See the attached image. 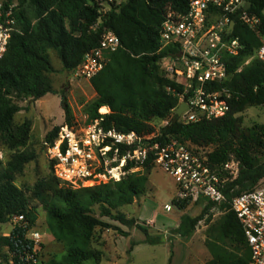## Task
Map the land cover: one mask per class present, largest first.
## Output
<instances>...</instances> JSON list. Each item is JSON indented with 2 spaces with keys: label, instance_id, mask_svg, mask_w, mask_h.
I'll return each mask as SVG.
<instances>
[{
  "label": "trees",
  "instance_id": "trees-1",
  "mask_svg": "<svg viewBox=\"0 0 264 264\" xmlns=\"http://www.w3.org/2000/svg\"><path fill=\"white\" fill-rule=\"evenodd\" d=\"M250 1L248 13L258 24L253 29L234 18L232 37L239 40L240 49L237 55L225 57L229 80L223 86L232 95L230 111L221 118L196 123H185L174 114L157 132L153 128L147 131L143 124L172 113L179 105L177 95L183 91L182 85L161 71L160 60L167 51L159 52L160 28L168 10L183 14L188 0H121L105 14L90 0L4 1L5 8L17 3L13 14L17 30L0 60V148L9 153L0 171V225L10 223L14 216H24L26 224L14 226L8 236H0V264H17L32 252V242L26 235L37 224L39 206L46 213L48 231L65 248L60 260L52 259L48 264H99L102 252L91 248L98 229H113L124 237L131 236L104 218L127 228H138L145 236L143 245L164 242L162 237H152L136 219L118 212L147 192L149 175L155 167L152 159L141 171L127 174L118 182L82 188H72L58 179L52 161L50 173L32 187L16 185L25 167L38 157L34 150L25 149L32 121L15 122V116L23 111L20 102L59 94L50 78L55 72L50 51L56 52L63 70L72 74L85 55L100 46L105 31L118 37L120 47L107 55L104 68L89 80L98 100L90 118L101 117L98 110L103 107L101 112L110 111L103 116L107 129L151 135V144L164 145L176 140L190 149L195 147L196 151L211 147L212 151L206 153L211 167L236 160L238 177L226 183L229 201L264 180V126L244 128L242 118L238 117L249 107H264V64L254 58L264 36V0ZM220 88L222 85L215 89ZM62 108L67 123L72 124L74 117L66 96H62ZM59 131L60 127L54 128L47 135V142L54 144ZM174 203L182 211L191 204L177 199ZM207 203L202 215L182 216L178 228L182 237H189L208 211L217 206ZM95 207L100 217L94 214ZM219 207L224 214L215 226V233L209 234L206 241L212 256L207 264H248L251 253L236 213L229 203ZM137 245L133 241L129 252Z\"/></svg>",
  "mask_w": 264,
  "mask_h": 264
},
{
  "label": "built area",
  "instance_id": "built-area-1",
  "mask_svg": "<svg viewBox=\"0 0 264 264\" xmlns=\"http://www.w3.org/2000/svg\"><path fill=\"white\" fill-rule=\"evenodd\" d=\"M248 1L188 0L185 13L168 10L159 34V52L167 51L160 60V67L165 77L183 87L177 96L179 105L183 102L188 105L179 116L185 123L221 118L230 111L232 95L223 86L229 80L225 57L237 55L240 43L232 37L234 30L229 32V28L236 17L249 27H256L258 20L248 13L249 9L244 10ZM120 2L90 0L98 7L108 5V10L112 4ZM16 8L17 3L5 8L0 0V60L7 52L11 35L17 30L13 16ZM97 27L95 25L94 29ZM119 47L118 37L105 31L100 46L85 55L80 66L72 72L73 78L89 81L104 68L107 55ZM254 58L264 64V36ZM221 85L222 88L215 89ZM100 115L92 119L85 114L74 125L61 127L53 158L54 174L58 179L72 188H82L87 183L118 182L127 174L142 169L152 159L155 167L174 179L178 201L187 200L191 204L206 201L217 206L229 203L243 227L250 249L248 264H264V180L253 190L229 201L226 183L238 177L236 160L211 167L206 153L199 149H190L176 140L164 145L151 144V135L107 129L105 114ZM128 165L131 168H127ZM24 221V216H14L9 224L14 228ZM26 237L32 242V252L17 264H41L44 234L33 227Z\"/></svg>",
  "mask_w": 264,
  "mask_h": 264
},
{
  "label": "rangeland",
  "instance_id": "rangeland-1",
  "mask_svg": "<svg viewBox=\"0 0 264 264\" xmlns=\"http://www.w3.org/2000/svg\"><path fill=\"white\" fill-rule=\"evenodd\" d=\"M4 2L5 0H1ZM109 6L99 7V12L105 14ZM51 63L55 72L50 75L57 95L48 94L38 101H23L20 106L23 111L15 116L16 123H22L26 119L32 121V130L26 151L34 150L37 159L29 163L24 173L16 180L18 187H32L39 179L47 176L51 171L52 161L56 154L57 144H59L60 134L54 144L47 142V135L56 127H61L67 123L65 112L62 108V96H66L72 111V124L80 120L85 114L93 116V111L97 105V94L89 81L73 78L72 74L63 70L62 64L56 52L50 51ZM100 107L98 114L103 113ZM174 116V111L168 113L162 119L144 123L143 126L148 131L150 128L156 132L165 126ZM242 118V126L251 128L253 126H264V107H249L238 114ZM60 133V132H59ZM147 135V134H145ZM193 150L195 147L190 146ZM212 151V148H202L199 152L205 154ZM9 153L0 148V159L4 169ZM264 160V157H262ZM139 169L135 172H139ZM134 172V173H135ZM130 174V173H129ZM98 184L87 183L85 187ZM177 186L174 179L161 169L154 167L149 175L147 192L138 198L134 204L121 207L118 212L124 213L128 218H134L138 224L148 230L152 237H162L164 242L158 245H143L144 234L135 227L127 228L109 218L103 220L118 226L131 236L124 237L120 232L113 229H98L91 248L101 250L99 264H207L211 259V253L206 245L209 234L215 233V226L220 221L224 211L219 207H212L204 219L199 222L195 231L189 237H182L178 228L182 216L190 215L197 217L203 214L206 201L198 204H190L185 210H179L174 201L176 200ZM94 214L100 217L98 207L94 208ZM4 225H0V236L3 235ZM35 229L44 234V250L42 251V262L48 264L52 259L60 260L65 253V248L61 243L55 241L48 231L46 225V213L42 206L38 208V220ZM135 241L139 245L129 252L131 243ZM87 264H98L88 262Z\"/></svg>",
  "mask_w": 264,
  "mask_h": 264
},
{
  "label": "water",
  "instance_id": "water-1",
  "mask_svg": "<svg viewBox=\"0 0 264 264\" xmlns=\"http://www.w3.org/2000/svg\"><path fill=\"white\" fill-rule=\"evenodd\" d=\"M251 5H252V2H251V1H248V3H247V5H246V7L244 8V10H248V9H250ZM234 27H235V23L232 22L231 25H230V28H229V32H232V31L234 30ZM187 108H188V105H187L185 102H183V103H181V104L178 106V108H176V109L174 110V113H175V115H177V116H181L182 113H183Z\"/></svg>",
  "mask_w": 264,
  "mask_h": 264
},
{
  "label": "crops",
  "instance_id": "crops-1",
  "mask_svg": "<svg viewBox=\"0 0 264 264\" xmlns=\"http://www.w3.org/2000/svg\"><path fill=\"white\" fill-rule=\"evenodd\" d=\"M106 109H107V107H106ZM11 230H12V226L9 223L8 224H5V228L2 230L3 235L4 236H8L10 234ZM53 239L55 240L54 237H53Z\"/></svg>",
  "mask_w": 264,
  "mask_h": 264
}]
</instances>
